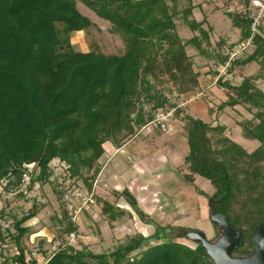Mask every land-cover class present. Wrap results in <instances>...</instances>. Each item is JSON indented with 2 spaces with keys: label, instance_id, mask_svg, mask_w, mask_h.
Instances as JSON below:
<instances>
[{
  "label": "trees",
  "instance_id": "obj_1",
  "mask_svg": "<svg viewBox=\"0 0 264 264\" xmlns=\"http://www.w3.org/2000/svg\"><path fill=\"white\" fill-rule=\"evenodd\" d=\"M79 1L106 20L111 30L121 33L123 53L107 55L96 47L73 48L70 33L91 26V20L77 9V0H0V186L22 198L36 190L35 184L37 189L51 184L59 202L54 218L62 236L48 256L40 252L42 264H214L200 243L190 247L175 240L174 230L186 232L191 230L189 226L159 224L127 190L112 193L122 195L130 211L92 194L103 167L99 161L103 144L109 142L120 149L154 123L160 111L171 108L173 117L183 121L186 129L183 181L193 185L196 175L209 181L212 193H199L214 200V211L224 214L240 231L232 255H250L251 234L264 218V92L254 84L258 78L264 80V27L258 22L252 31L254 18L249 11L228 12L239 38L222 55L202 46L203 42L209 44L211 27L202 28L203 19H188L191 0L180 11L176 0H170L172 5L167 0ZM242 2L246 5L248 0ZM179 13L191 31L198 33L185 41L176 31ZM246 40L249 44L241 49ZM189 44L214 65L228 62V73L252 62L259 66L255 74H245L236 85L220 76L215 82L227 89L218 110L235 105L248 106L250 112L254 109L251 119L238 122L244 138L259 142L252 151L227 137L224 125L183 114L178 102H170L173 94L175 100L186 101L189 92L199 86L200 72L193 70L185 51ZM247 47L251 50L240 56L239 51L245 52ZM234 50L238 51L229 60ZM207 111L211 113L210 108ZM57 165L61 173L66 172L65 177L81 181L108 221L136 215L153 231L130 236L101 253H93L81 243L80 248L71 245L62 237L75 238L78 227L62 202L64 188L50 180ZM233 198L237 201L231 207ZM31 200L20 217L12 215V230H0V246L8 240L16 249L6 256L0 250V264H39L21 246L29 231L23 223L38 211L35 197ZM149 241L158 243L142 250Z\"/></svg>",
  "mask_w": 264,
  "mask_h": 264
},
{
  "label": "rangeland",
  "instance_id": "obj_2",
  "mask_svg": "<svg viewBox=\"0 0 264 264\" xmlns=\"http://www.w3.org/2000/svg\"><path fill=\"white\" fill-rule=\"evenodd\" d=\"M253 1L248 0L245 5L242 0L229 2L191 0L193 9L187 16L188 19L196 21L203 19L202 28L211 27L208 31L209 44L206 45L205 42L202 44L204 49L218 51L223 55L229 53V46L237 42L239 30L232 25V21L227 15L228 12L245 13L249 11L253 18H258L256 23L259 22L264 27V9L261 10L254 5ZM167 3L172 5L170 0H167ZM188 3V0H176L177 10H182ZM76 6L81 14L91 20V26L86 30L70 33V41L75 50H89L96 47L107 55L124 52L125 47L121 33L111 30V25L106 20L96 16L79 0H77ZM175 23L177 33L184 41L198 34L196 31H191L184 22L181 13L175 17ZM250 50L251 48L247 47L245 52L239 51L238 54L241 56ZM185 51L193 62V70L200 72L199 86L189 92L190 96L186 101L175 100L176 98L172 97L173 94L170 96V102H178V105L183 108V114L188 113L194 117L202 118L206 122L210 121L212 125H224V134L227 137L247 151L255 149L259 142L244 138L241 127L238 125V122L243 119H251L254 109L250 112L248 106L235 105L231 108L225 107L218 110L216 106L226 99L227 89L215 82L220 76L230 81L232 85H236L245 74H255L259 70V66L252 62L244 67L236 68L233 74L226 70L219 72L215 68L217 64L214 65L211 58L200 54L192 45H186ZM213 73H217V75ZM254 84L264 92L263 79H256ZM197 104L198 109L195 107ZM208 108L211 113L207 111ZM168 118V126L166 125L164 131L154 123L148 124L144 130L138 133V138L128 140L120 149L105 142L103 144L104 154L99 159L103 167L96 178L92 194L130 211L128 204H124L122 200L123 196L112 193L116 190L122 191L123 194L127 190L136 200L137 205L159 224L189 226L191 230L197 229L204 232L208 240L215 241L220 235V230L216 226L212 231L207 210L209 199L199 193V191H203L210 195L213 191L212 186L209 181L197 175L193 185L183 181L182 175L187 172L184 163L187 151L186 129L184 122L179 118H174L173 114ZM170 145H174L173 150L170 149ZM52 162L53 165L56 164L55 161ZM59 168L58 165L55 167L56 174L50 180L52 183L58 182V187L64 188L62 202L78 227L75 238L72 235H63L62 237L71 245L80 248L81 243L91 252L101 253L109 251L117 244L124 243L130 236L138 233L148 235L153 231L151 225L141 223L136 215L128 217L125 214L122 218L108 221L100 213V203L96 202L94 197L86 191L81 181H73V179L65 177L67 176L66 172L61 173ZM63 178L65 179L63 180ZM142 180H146L144 187L138 185V182ZM34 186L36 190L30 191L22 198L17 197L14 193L4 192L0 186V210L3 209V214L0 216V230H12V215L20 217L30 208L31 198L35 197L38 211L35 217L23 223L29 228V231L22 237L21 246L27 251V257L32 256L39 264H42L44 259L40 252L44 251L46 257L61 243L62 235L58 222L54 218L59 212V202L51 189V184H45L39 189H37V184ZM231 200V207H233L237 200L235 198ZM230 214L234 216V213ZM174 231L177 234L176 241L190 247L195 246V243L179 236L184 235V230ZM156 243L158 241H149L148 245L141 249ZM0 250L3 256H6L11 255L16 249L13 242L6 240L1 244Z\"/></svg>",
  "mask_w": 264,
  "mask_h": 264
},
{
  "label": "water",
  "instance_id": "obj_3",
  "mask_svg": "<svg viewBox=\"0 0 264 264\" xmlns=\"http://www.w3.org/2000/svg\"><path fill=\"white\" fill-rule=\"evenodd\" d=\"M208 208L210 222L219 227V237L210 241L201 230H191L184 233L185 238L195 244L200 243L214 264H264V218L251 234L253 252L237 257L232 255V251L238 246L240 231L230 225L224 214L214 211L209 205Z\"/></svg>",
  "mask_w": 264,
  "mask_h": 264
},
{
  "label": "built area",
  "instance_id": "obj_4",
  "mask_svg": "<svg viewBox=\"0 0 264 264\" xmlns=\"http://www.w3.org/2000/svg\"><path fill=\"white\" fill-rule=\"evenodd\" d=\"M256 1H257V3H256ZM253 3H254V5L258 6L261 10L264 9V0H254ZM253 20H254V22L252 24V31L255 32L256 31L255 25L258 24V23H256V21H258V18L254 17ZM247 44H249V40H246L245 43L241 45V49H244ZM237 51L234 50L230 53L229 60L235 56ZM227 67H228V62H226V61L224 63H217V65L215 66V68L219 72H225ZM172 113H173V108H171L167 111H160L157 114L154 123L156 125H158L159 128L164 131L166 128V125H167V121L169 119L168 117H170Z\"/></svg>",
  "mask_w": 264,
  "mask_h": 264
},
{
  "label": "crops",
  "instance_id": "obj_5",
  "mask_svg": "<svg viewBox=\"0 0 264 264\" xmlns=\"http://www.w3.org/2000/svg\"><path fill=\"white\" fill-rule=\"evenodd\" d=\"M195 107H197V109H198V108H199V107H198V104H197V106L195 105ZM190 115H191V114H190ZM192 116H193V115H192ZM168 124H169V123H168ZM155 125H156V124H155ZM167 126H168V125H167ZM143 130H144V129H143ZM171 137H172V136H171ZM163 144H164V143H163ZM135 146H136V145H135ZM170 147H171L170 149L173 150L174 145H170ZM151 149L154 150V148H152V147H151ZM152 150H151V152H153ZM148 152H149V151H148ZM134 177H135V176H134ZM135 178H136V177H135ZM194 178H195V177H194ZM149 180H150V179H149ZM145 182H146V180H142V181L138 182V183H139L138 185H141L142 187H144V186H145V185H144ZM141 189L144 190L145 188H141ZM148 194H149V193H148ZM146 199H147V198H146ZM147 200H148V199H147Z\"/></svg>",
  "mask_w": 264,
  "mask_h": 264
},
{
  "label": "flooded vegetation",
  "instance_id": "obj_6",
  "mask_svg": "<svg viewBox=\"0 0 264 264\" xmlns=\"http://www.w3.org/2000/svg\"><path fill=\"white\" fill-rule=\"evenodd\" d=\"M214 200H209V207H212V209L214 208L213 207V205H214V202H213ZM208 205H207V210L209 211V208H208ZM212 224V231H213V228L214 227H216L217 225H215V224H213V223H211ZM194 230H197V229H194ZM212 241V240H211Z\"/></svg>",
  "mask_w": 264,
  "mask_h": 264
}]
</instances>
